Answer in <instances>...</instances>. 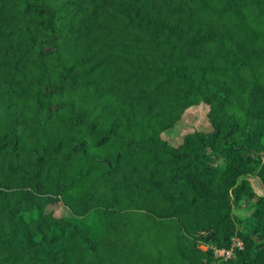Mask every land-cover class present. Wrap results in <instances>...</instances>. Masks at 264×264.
Wrapping results in <instances>:
<instances>
[{
    "label": "trees",
    "instance_id": "1",
    "mask_svg": "<svg viewBox=\"0 0 264 264\" xmlns=\"http://www.w3.org/2000/svg\"><path fill=\"white\" fill-rule=\"evenodd\" d=\"M250 175L264 0H0V264H264Z\"/></svg>",
    "mask_w": 264,
    "mask_h": 264
},
{
    "label": "rangeland",
    "instance_id": "2",
    "mask_svg": "<svg viewBox=\"0 0 264 264\" xmlns=\"http://www.w3.org/2000/svg\"><path fill=\"white\" fill-rule=\"evenodd\" d=\"M207 106L205 104H200L198 106H194L190 110L186 111V113L183 115L182 120L180 123L175 125L173 129H171L167 134H164L166 137H168L169 140L173 142H177L180 137L183 135L186 131H191L194 129H208L209 123L207 122ZM253 188L255 192L258 195L264 194V188L259 183L258 179L256 177L250 175L249 176ZM56 213L58 215H69V211L67 208L56 205L55 206ZM252 210V204H241L238 207L235 208V215H237L240 218L247 217Z\"/></svg>",
    "mask_w": 264,
    "mask_h": 264
},
{
    "label": "built area",
    "instance_id": "3",
    "mask_svg": "<svg viewBox=\"0 0 264 264\" xmlns=\"http://www.w3.org/2000/svg\"><path fill=\"white\" fill-rule=\"evenodd\" d=\"M243 243L240 239L233 237L231 245L227 248H218L215 246H210V248L213 250V253L216 258L226 261L233 257L234 251L236 248H242Z\"/></svg>",
    "mask_w": 264,
    "mask_h": 264
}]
</instances>
